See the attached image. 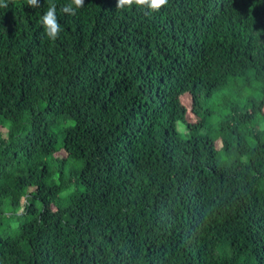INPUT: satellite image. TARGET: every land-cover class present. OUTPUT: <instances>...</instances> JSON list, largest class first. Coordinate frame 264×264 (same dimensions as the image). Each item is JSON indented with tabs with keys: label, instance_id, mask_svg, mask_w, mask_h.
<instances>
[{
	"label": "trees",
	"instance_id": "trees-1",
	"mask_svg": "<svg viewBox=\"0 0 264 264\" xmlns=\"http://www.w3.org/2000/svg\"><path fill=\"white\" fill-rule=\"evenodd\" d=\"M4 2L0 264H264V0Z\"/></svg>",
	"mask_w": 264,
	"mask_h": 264
},
{
	"label": "clouds",
	"instance_id": "clouds-1",
	"mask_svg": "<svg viewBox=\"0 0 264 264\" xmlns=\"http://www.w3.org/2000/svg\"><path fill=\"white\" fill-rule=\"evenodd\" d=\"M29 6L35 8L38 7V0H27ZM85 0H71V3L67 5L63 10L65 13H69L73 16L76 15V9L84 7ZM168 4V0H118L117 8L122 9L125 6L131 8L136 5L139 8H148L152 12H159L164 6ZM73 5L75 7H73ZM7 3L4 0H0V7H7ZM40 23L45 29L47 37L55 41L61 32V26L58 23L56 15V5L53 3L48 8L45 15L42 16Z\"/></svg>",
	"mask_w": 264,
	"mask_h": 264
},
{
	"label": "rangeland",
	"instance_id": "rangeland-1",
	"mask_svg": "<svg viewBox=\"0 0 264 264\" xmlns=\"http://www.w3.org/2000/svg\"><path fill=\"white\" fill-rule=\"evenodd\" d=\"M258 87V82L257 81H252L251 83V87L246 88L245 90H242L240 92L235 91L236 89H225L222 91V95L220 94L219 96H214L212 99H210L211 104L216 108L215 110V114L214 117L212 118L211 123L213 124V127H216V124L219 121V118L222 116V114L224 113V109L221 105V100L220 97H223L225 94V96H228L230 99H236V101H239V99L243 102V103H247L248 99L252 96V95H256V89ZM179 129L181 130L182 134L184 135L185 133H187L186 127L184 124L179 123ZM202 132V131H201ZM61 151H58V153H60ZM57 160H55L54 162V166L56 165H60L61 161L60 158H63V155L61 154H57ZM80 166V163L74 160L69 161V163L66 165V173H69L72 169H75L77 167ZM54 179H57L58 177H53ZM39 207L41 206V202H38ZM10 209H7V212L9 213ZM18 209L17 212H19Z\"/></svg>",
	"mask_w": 264,
	"mask_h": 264
}]
</instances>
